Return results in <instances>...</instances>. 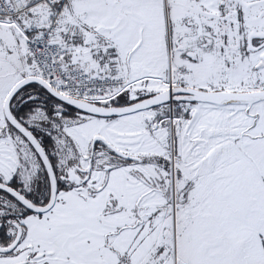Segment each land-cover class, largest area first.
Listing matches in <instances>:
<instances>
[{
	"label": "snow or ice",
	"instance_id": "1",
	"mask_svg": "<svg viewBox=\"0 0 264 264\" xmlns=\"http://www.w3.org/2000/svg\"><path fill=\"white\" fill-rule=\"evenodd\" d=\"M0 264H264V0H0Z\"/></svg>",
	"mask_w": 264,
	"mask_h": 264
}]
</instances>
